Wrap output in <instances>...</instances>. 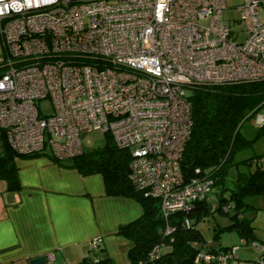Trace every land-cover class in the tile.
Returning <instances> with one entry per match:
<instances>
[{"label":"built area","instance_id":"2783aa9c","mask_svg":"<svg viewBox=\"0 0 264 264\" xmlns=\"http://www.w3.org/2000/svg\"><path fill=\"white\" fill-rule=\"evenodd\" d=\"M225 7L224 0H0V127L10 147L67 159L82 150L81 130L98 129L129 151L130 180L159 196L163 215L208 198L212 181L186 182L179 165L191 130L189 86L264 79V0L238 6L247 22L242 41L231 38ZM46 98L50 112L40 107ZM89 243L96 260L101 237ZM244 243L264 263V242ZM238 247L199 250L194 262L229 264Z\"/></svg>","mask_w":264,"mask_h":264},{"label":"trees","instance_id":"16d2710c","mask_svg":"<svg viewBox=\"0 0 264 264\" xmlns=\"http://www.w3.org/2000/svg\"><path fill=\"white\" fill-rule=\"evenodd\" d=\"M188 92L192 122L179 158L182 177L186 182L194 176L209 178L212 186L217 184L220 188L216 202L205 197L195 200L191 209L163 215L159 196L145 194L130 180L131 155L116 144L109 132H105L103 146L82 149L67 159L50 155L56 162L72 166L81 174L99 172L105 193L132 196L141 204L142 213L118 227V232L131 242L125 264H196L194 259L199 250L227 248L221 244L205 245L206 240L196 226L205 214L217 210L227 213L230 221L218 225L212 237L219 238L220 231L233 229L240 238L255 240L252 217L245 211L253 204L246 198L253 194L264 196V152L236 156L240 149L251 146L264 134V119L251 128L248 135L242 129L246 119L264 108V79L200 82L189 86ZM40 153H16L0 127V181L7 189L20 187L14 158ZM155 246L159 247L158 253L153 251ZM96 256V260L93 255L85 256L73 264H115L111 257Z\"/></svg>","mask_w":264,"mask_h":264},{"label":"crops","instance_id":"0c3cea01","mask_svg":"<svg viewBox=\"0 0 264 264\" xmlns=\"http://www.w3.org/2000/svg\"><path fill=\"white\" fill-rule=\"evenodd\" d=\"M14 161L20 187L0 184V264H29L37 254L46 257L45 264H73L92 256L89 242L97 235L101 244L95 255L115 264L128 261L131 242L118 227L142 213L134 197L105 193L99 172L81 174L47 152ZM244 252L229 264H261L254 248Z\"/></svg>","mask_w":264,"mask_h":264},{"label":"rangeland","instance_id":"374dc122","mask_svg":"<svg viewBox=\"0 0 264 264\" xmlns=\"http://www.w3.org/2000/svg\"><path fill=\"white\" fill-rule=\"evenodd\" d=\"M226 7L222 10V17L227 22L228 25H231V38H234L238 41H242L246 37V20L241 15V10L239 9V5L242 0H224ZM2 45L0 40V54H2ZM41 110L44 112H50V102L49 100L42 99L40 103ZM264 115V108L259 111L257 114L251 116L246 119L242 124V129L248 135L250 133L251 128L258 126L259 120L258 116ZM256 141H253L251 146L240 149L239 153H237L236 158L242 156H249L252 153H263L264 152V134L258 137ZM105 142V132H102L98 129L92 130H81L80 131V145L83 150H91L93 147L103 146ZM243 166H241L242 168ZM3 185V182H0ZM228 184V183H227ZM212 190L209 191L208 197L210 201L216 202V192L219 191V186L216 184L211 187ZM250 203L253 204L252 208L246 209V214L249 217H252L251 223L253 225L254 234L257 235L258 238L264 239V196L260 194H253L252 196H248L246 198ZM230 221L229 215L227 213L221 212L220 210L214 211L213 213L205 214V216L199 219L196 223L202 232L203 238H205L207 243L218 246L219 244H231L236 243L237 245L240 243V237L237 235L235 230H223L219 233V238L212 237L214 233V229L218 225H226ZM238 253L242 257L244 253L243 250L250 251V244L244 243L243 245H238ZM251 247V248H250ZM239 256V257H240ZM240 257V259H242ZM236 259V258H233ZM239 259V258H238Z\"/></svg>","mask_w":264,"mask_h":264},{"label":"water","instance_id":"95a60500","mask_svg":"<svg viewBox=\"0 0 264 264\" xmlns=\"http://www.w3.org/2000/svg\"><path fill=\"white\" fill-rule=\"evenodd\" d=\"M46 262V257L42 254H37L36 256H33L29 260V264H45Z\"/></svg>","mask_w":264,"mask_h":264}]
</instances>
